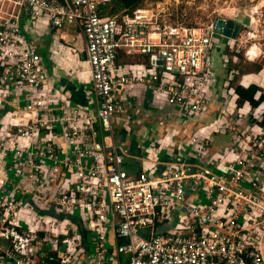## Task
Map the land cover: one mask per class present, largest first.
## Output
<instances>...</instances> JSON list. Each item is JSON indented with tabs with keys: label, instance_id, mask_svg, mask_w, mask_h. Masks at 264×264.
<instances>
[{
	"label": "built area",
	"instance_id": "1",
	"mask_svg": "<svg viewBox=\"0 0 264 264\" xmlns=\"http://www.w3.org/2000/svg\"><path fill=\"white\" fill-rule=\"evenodd\" d=\"M111 1L0 0V123L7 116V136L21 126L18 132L42 144L24 161V170L30 168L24 188L36 185V205L82 216L90 264H264V103L239 106L230 88L233 102L210 108L217 44L236 41L222 35L227 20L172 23L165 8L143 1L130 13L108 15ZM41 24L80 27L94 113L43 90L51 76L27 38ZM120 54L133 61L125 65ZM141 86L180 123L211 113L199 131L212 133L192 135L188 151H178L161 172L142 168L133 175L122 167L113 124L124 115V91ZM17 100L20 109L12 104ZM216 133L230 141L211 156ZM10 229L8 264H51L46 250L68 264L76 250L68 246H80L78 235L69 240L60 232L33 244L39 228L27 227L28 238L19 227ZM43 254L44 262L33 260Z\"/></svg>",
	"mask_w": 264,
	"mask_h": 264
},
{
	"label": "crops",
	"instance_id": "2",
	"mask_svg": "<svg viewBox=\"0 0 264 264\" xmlns=\"http://www.w3.org/2000/svg\"><path fill=\"white\" fill-rule=\"evenodd\" d=\"M27 38L41 55L45 68L49 76H51L44 85L43 90L46 92L52 89L57 102L73 103L88 113H94L95 105L91 93V71L87 63L85 40L80 27L67 25L59 30H49V28L41 24L37 25L33 31H30L27 34ZM224 42V40H221L217 44L214 54L218 53L221 63L227 64L228 55L226 52L224 53L226 49ZM252 51L255 56L251 55L249 57L245 53L249 60L259 57L255 50ZM238 57L235 54L232 55L231 59L236 61ZM119 58V61L125 65L133 61L123 54H120ZM212 78L210 108L213 111H217L227 101L233 102V97L228 94V87L234 88L239 85L247 88L250 85H255L260 90L262 89L261 91L264 94V64H262L259 71L240 73L239 71L231 70L227 75L225 73V76L214 75L213 72ZM135 92H141L142 95L137 96ZM124 93L126 96L124 115L118 116L113 124V141L115 146L125 154L122 167L129 174L134 175L142 168L147 169L150 173L161 172L166 162L175 160L179 148L184 151L183 153L188 151L189 138L192 135H199L198 137L203 138V136L207 137L212 133L210 128L199 131L200 128L206 125L195 127L193 125L194 119L183 124L178 122L176 117L166 116L170 109L164 105V100L161 97L152 98L150 92L142 86L134 89L127 88ZM165 109L168 110L165 112ZM154 112L157 113V118L153 120L151 116ZM209 115L211 116V113ZM139 127L144 130L140 131ZM159 132L160 134H158ZM216 135L219 134L216 133L212 137ZM227 137L225 143L218 149L212 144L209 147V155L214 156L217 152L222 151L230 141L229 136ZM26 201L29 204L28 210L31 211L32 215H37L43 220L53 216L54 220L59 223L74 224L76 235L80 238V246L75 250V256L85 250L81 244L84 239L86 254L84 257L81 256V260H85L83 264H90L91 248L89 236L85 233L82 239V233L76 221L69 219L70 217L75 218L82 224L81 215L63 214L51 204L48 206L36 205L31 197ZM61 215L64 217H59ZM38 232H42V238H45L46 234L41 226ZM4 262L0 259V264Z\"/></svg>",
	"mask_w": 264,
	"mask_h": 264
},
{
	"label": "rangeland",
	"instance_id": "3",
	"mask_svg": "<svg viewBox=\"0 0 264 264\" xmlns=\"http://www.w3.org/2000/svg\"><path fill=\"white\" fill-rule=\"evenodd\" d=\"M143 2L153 4V6L158 4L160 9L165 8L168 14H170L172 23L176 22L191 26L207 25L216 19L231 20L240 24L245 15L249 16L247 21H245L248 22L249 26H240L234 46L229 47L227 44L225 47L224 53L226 52L228 55V63L222 64L218 53L213 55L212 75L214 72V75L225 76V73L227 75L231 70L239 71L240 73L251 72L254 71L256 64H264V0H143ZM248 50L247 54L249 57L253 55L252 50H255L259 54V57L249 60L245 55ZM231 54L238 55V59L236 61L231 59ZM135 94L137 96L142 95L141 92H135ZM14 103L12 104L15 107L17 105L20 109L22 105L21 100H17ZM167 110L165 109L164 111L166 112ZM168 115L176 117L171 110H168L166 113V116ZM2 117L5 118H2L1 121L3 122L0 123L2 133L0 135V249L4 250L5 248L6 250L14 245L12 239L5 238V234L11 230L10 227H19L25 233V237L28 238L32 233L30 234L27 227L40 228L41 226L47 235L45 237H49V235L54 237V234L63 232L64 234L67 233V237L71 240L73 236H76L74 224L59 223L54 220L53 216H50L47 220H43L42 218L32 220L33 215L28 210V207H25V204L28 198H36L37 191L36 185L32 189L24 188L25 185L29 184L26 181V172L30 169L24 170V161L26 157L31 156L35 151L39 152L42 144L38 140H35L31 134H24L25 136H23L18 132V129L22 130L21 126L18 128L13 127L9 132L10 135L7 136L3 128L8 118L7 116ZM151 117L153 120L156 119L157 113L154 112ZM211 121L212 116L208 113L207 115L194 118L193 125L195 127L204 126ZM141 128L139 127L140 131H143L144 129ZM227 136L225 133H220L212 137L211 145L213 144L216 149L220 148L227 140ZM178 150L181 154L184 152L180 148ZM6 212H8L7 215L4 214ZM40 240L41 238L38 237L33 244H36ZM75 243L74 247L72 244L69 245V249H77V241ZM55 253L57 256V252ZM75 253L76 251L73 252L71 259L75 256ZM45 255L35 256L33 260L37 263H42V261L44 262ZM3 264L8 263L4 262Z\"/></svg>",
	"mask_w": 264,
	"mask_h": 264
},
{
	"label": "trees",
	"instance_id": "4",
	"mask_svg": "<svg viewBox=\"0 0 264 264\" xmlns=\"http://www.w3.org/2000/svg\"><path fill=\"white\" fill-rule=\"evenodd\" d=\"M142 1L143 0H112L107 6H105L104 13H106L108 15H116L119 12L124 11V10L126 12L130 13L135 7L140 5L142 3ZM233 55H235V54H233ZM231 56H232V54H231ZM261 67H262V64H256L254 71H259L261 69ZM230 88L231 87H228L227 91H229ZM233 90H234V94L237 96V103L239 106L247 103L251 108L255 109V108L259 107L262 103H264V94L255 85H250L247 88H243V87L237 85L233 88ZM260 124L264 125V111L262 112V120H261ZM59 217L63 218L64 216L61 215ZM69 219H73L74 221H76L78 227L81 230L82 239H83L84 238L83 236L85 235V231L82 227L81 222L79 220H75V218L70 217ZM37 236L39 238H42L43 233L37 232ZM62 238H63V236H60V239H62ZM81 244L83 245L82 247L85 250H82L80 252V254L73 257L69 261L68 264H83V262L85 261V260H81V256L84 257L86 254V245L84 243V239L82 240ZM47 255L52 256L54 258V261H52L51 264H60L59 259H57L55 252H47ZM0 259H2L3 261L7 260V258L5 256V252L2 249H0ZM45 259H47V258H45Z\"/></svg>",
	"mask_w": 264,
	"mask_h": 264
},
{
	"label": "water",
	"instance_id": "5",
	"mask_svg": "<svg viewBox=\"0 0 264 264\" xmlns=\"http://www.w3.org/2000/svg\"><path fill=\"white\" fill-rule=\"evenodd\" d=\"M249 16L245 15L240 24L235 23L234 21L227 20L226 23L224 24V29L222 31V35L225 38H230V39H235L237 33L239 32L240 26H249L248 22L246 23Z\"/></svg>",
	"mask_w": 264,
	"mask_h": 264
},
{
	"label": "bare ground",
	"instance_id": "6",
	"mask_svg": "<svg viewBox=\"0 0 264 264\" xmlns=\"http://www.w3.org/2000/svg\"><path fill=\"white\" fill-rule=\"evenodd\" d=\"M247 23V22H246ZM251 51V50H250ZM248 53V52H247Z\"/></svg>",
	"mask_w": 264,
	"mask_h": 264
}]
</instances>
